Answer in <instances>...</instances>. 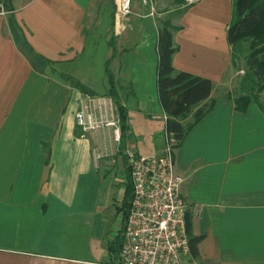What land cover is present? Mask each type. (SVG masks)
<instances>
[{
  "label": "crops",
  "instance_id": "0c3cea01",
  "mask_svg": "<svg viewBox=\"0 0 264 264\" xmlns=\"http://www.w3.org/2000/svg\"><path fill=\"white\" fill-rule=\"evenodd\" d=\"M233 1L155 0L150 14L133 0L119 20L115 0H7L0 14V264H110L118 228L112 209L125 174L118 141L112 125L81 136L75 113L85 92L60 74L105 97L107 106L90 107L96 118L113 119L105 64L114 53L126 147L161 153L157 36L166 19L174 68L213 84L200 103L212 102L211 109L174 147L181 214L192 235L203 234L199 257L183 254V263L264 264V90L261 105L236 109L246 65H234L227 41Z\"/></svg>",
  "mask_w": 264,
  "mask_h": 264
},
{
  "label": "trees",
  "instance_id": "16d2710c",
  "mask_svg": "<svg viewBox=\"0 0 264 264\" xmlns=\"http://www.w3.org/2000/svg\"><path fill=\"white\" fill-rule=\"evenodd\" d=\"M172 29L173 26L169 20L160 21L157 36V89L159 101L166 114L165 131L174 140V147H176L189 129L211 109L212 102L200 103L209 97L213 84L212 80L207 77L174 68L172 56L176 47L173 42ZM226 36L231 46V57L234 64L239 59L240 43L243 40L248 41V52L245 55L246 69L239 83L240 94L234 97L236 109L243 111L251 101L260 104L259 93L264 90V0H234L232 18ZM113 56L114 53L107 59L105 64V72L109 82V89L106 94L112 98L116 108L119 127L118 153L125 169L126 188L120 207L123 211L122 227L119 228L108 244L110 263L114 262L121 248L123 227L133 193L126 154L127 110L121 103L119 85L110 68V60ZM60 75L70 82L73 87L85 93L96 94L71 75L64 73ZM195 106L198 107L192 112V120L184 123L182 119ZM184 219L189 254L192 258H198V243L203 238V234L192 235L190 233L191 220L188 216H185Z\"/></svg>",
  "mask_w": 264,
  "mask_h": 264
},
{
  "label": "built area",
  "instance_id": "2783aa9c",
  "mask_svg": "<svg viewBox=\"0 0 264 264\" xmlns=\"http://www.w3.org/2000/svg\"><path fill=\"white\" fill-rule=\"evenodd\" d=\"M140 1L149 7L150 14L155 13V0ZM6 12L7 0H0V14ZM131 12L132 0H115L117 19H123ZM95 96L85 93L82 97L85 103L75 113L81 136L100 126L112 125L114 139L118 141V121L94 116L91 105H106L105 97ZM126 154L133 193L121 248L110 264H184L182 255L189 253V245L181 214L183 176L175 168L174 140L165 133L161 153L142 155L127 148Z\"/></svg>",
  "mask_w": 264,
  "mask_h": 264
},
{
  "label": "rangeland",
  "instance_id": "374dc122",
  "mask_svg": "<svg viewBox=\"0 0 264 264\" xmlns=\"http://www.w3.org/2000/svg\"><path fill=\"white\" fill-rule=\"evenodd\" d=\"M133 2V0H132ZM240 51H239V59L237 60V63L234 65H246L245 64V55L248 52V41L247 40H243L240 45H239ZM107 106L103 105V107ZM103 109V108H102ZM115 106L113 105V107H111L112 113L115 114V117H113V119L117 120V116H116V110H115ZM114 114H112L114 116ZM114 135V134H113ZM116 141V140H115ZM132 150V149H131ZM154 151H143L144 154L147 155H151L153 154ZM138 153V152H136ZM118 156V154H116V157ZM118 167H120L118 165ZM117 188L120 189L119 191L117 190L116 194H115V198H114V207L112 210H114V226L115 228L118 226L117 228V232L119 230L120 227H122V217H123V211L122 209H120L121 205H122V201H123V196H124V190L126 188V176L123 174L122 176L119 178V181L117 182Z\"/></svg>",
  "mask_w": 264,
  "mask_h": 264
}]
</instances>
